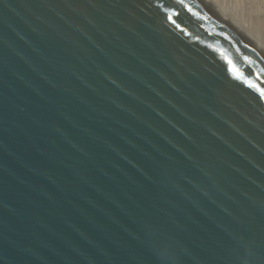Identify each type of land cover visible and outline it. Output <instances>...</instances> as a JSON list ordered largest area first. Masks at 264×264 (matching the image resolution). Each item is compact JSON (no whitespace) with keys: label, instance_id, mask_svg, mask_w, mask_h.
Wrapping results in <instances>:
<instances>
[{"label":"water","instance_id":"1","mask_svg":"<svg viewBox=\"0 0 264 264\" xmlns=\"http://www.w3.org/2000/svg\"><path fill=\"white\" fill-rule=\"evenodd\" d=\"M0 264H264V43L212 0H0Z\"/></svg>","mask_w":264,"mask_h":264},{"label":"rangeland","instance_id":"2","mask_svg":"<svg viewBox=\"0 0 264 264\" xmlns=\"http://www.w3.org/2000/svg\"><path fill=\"white\" fill-rule=\"evenodd\" d=\"M221 1H222V0H221ZM221 1H219V2L221 3ZM223 1H224L225 3H223ZM223 1H222V3H223L222 6H221V4H220V6L223 7L224 9L227 7V8H226L227 11H228L229 13H231L232 15H234V16L236 15V16L238 17V16L240 15L242 18H241L240 16H239L238 18H239V20H240L241 22H242V19H243L244 21L246 20V22L248 21V23H249L250 18H251V16L249 15V9H250V7L253 8L254 3H257V2H258V3L260 4L261 8L264 9V0H258V1L253 0L254 2H252V3H250L251 1L249 2V0H247V1H248V4H247V1H246V0H238L239 2L236 1V0H234V1H232V0H228V1H227V0H223ZM219 2H218V3H219ZM231 2H232L233 4H235V5H233ZM230 3H231V4H230ZM249 3H250V4H249ZM226 4H227V5H226ZM240 4H241V5H240ZM245 4H246V5H245ZM218 5H219V4H218ZM223 5H226V6H223ZM236 5H237V6H236ZM239 5H240V6H239ZM249 5H250V7H249ZM252 5H253V6H252ZM232 6H233V7H232ZM234 6H235L236 8H235ZM238 6H239V7H238ZM243 6H244V7H243ZM257 7H258V5H257ZM238 8H239V9H238ZM246 8H247V9H246ZM226 9H225V10H226ZM244 9H245V10H244ZM231 11H232V12H231ZM234 11H235V14H234ZM245 11H246V12H245ZM236 12H237L238 15L236 14ZM245 16H246V18H245ZM249 16H250V18H249ZM240 18H241V19H240ZM248 19H249V20H248ZM248 23H247V24H248ZM250 23H251V21H250ZM248 26H249V25H248ZM257 28H258V27H257ZM252 31H253V32H252ZM252 31H251V32H252L254 35H256V37H258V38L260 37V40L264 43V35H263V33H262L263 31L261 32L259 28L256 29V30H255V28H253ZM254 31H255V32H254ZM257 31H260L262 34H261L260 32H257ZM258 33H259V34H258ZM262 35H263V36H262Z\"/></svg>","mask_w":264,"mask_h":264},{"label":"bare ground","instance_id":"3","mask_svg":"<svg viewBox=\"0 0 264 264\" xmlns=\"http://www.w3.org/2000/svg\"><path fill=\"white\" fill-rule=\"evenodd\" d=\"M212 1H214L215 3H217V4H221V6H222V4L223 3H225L223 0V3H222V1L221 0H212ZM219 1H221V3L219 2ZM228 1V0H227ZM232 1H234V0H232ZM236 1H238V0H236ZM247 1V0H246ZM251 1V2H250ZM256 1H258V0H256ZM219 2V3H218ZM239 2V1H238ZM249 2L250 3H252V2H254L253 0H249ZM232 3V2H231ZM230 3V4H231ZM249 3V4H250ZM233 4V3H232ZM247 4H248V1H247ZM227 5V4H226ZM226 5H223V6H226ZM233 5H235V4H233ZM241 5V4H240ZM239 5V6H240ZM246 5V4H245ZM257 5H258V7H257ZM237 6V5H236ZM238 6V7H239ZM253 6V5H252ZM233 7V6H232ZM235 7V6H234ZM244 7V6H243ZM249 7H250V5H249ZM223 8V7H222ZM227 8V7H226ZM225 8V9H226ZM236 8V7H235ZM239 9V8H238ZM247 9V8H246ZM227 10V9H226ZM245 10V9H244ZM232 12V11H231ZM246 12V11H245ZM234 14H235V11H234ZM236 14H237V12H236ZM238 15V14H237ZM249 15L251 16V18H250V16H249V18H250V21H251V23H250V21H249V23H248V21L246 22V20L244 21L243 19H242V23L246 26V28L249 30V31H252V29L253 28H255V30L256 29H260V31L263 33V35H264V9H262L261 8V6H260V4L257 2V3H254V6H253V8L252 7H250V9H249ZM236 16V15H235ZM240 16V15H239ZM238 16V17H239ZM237 17V16H236ZM241 17V16H240ZM242 18V17H241ZM240 18V19H241ZM245 18H246V16H245ZM249 20V19H248ZM248 23V24H247ZM249 25V26H248ZM258 27V28H257ZM260 31H257V32H260ZM253 32V31H252ZM255 32V31H254ZM260 32V33H261ZM261 33V34H262ZM259 34V33H258ZM262 35V36H263ZM256 36V35H255ZM258 38V37H257ZM258 39H260V37L258 38Z\"/></svg>","mask_w":264,"mask_h":264},{"label":"snow or ice","instance_id":"4","mask_svg":"<svg viewBox=\"0 0 264 264\" xmlns=\"http://www.w3.org/2000/svg\"><path fill=\"white\" fill-rule=\"evenodd\" d=\"M177 15H178V13H177ZM173 23H175V21L173 20Z\"/></svg>","mask_w":264,"mask_h":264}]
</instances>
